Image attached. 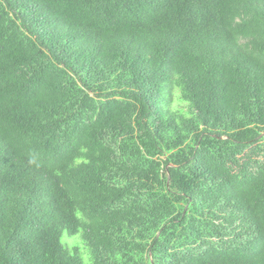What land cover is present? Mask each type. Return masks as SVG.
I'll list each match as a JSON object with an SVG mask.
<instances>
[{
	"label": "trees",
	"instance_id": "1",
	"mask_svg": "<svg viewBox=\"0 0 264 264\" xmlns=\"http://www.w3.org/2000/svg\"><path fill=\"white\" fill-rule=\"evenodd\" d=\"M0 264H264V0H0Z\"/></svg>",
	"mask_w": 264,
	"mask_h": 264
},
{
	"label": "rangeland",
	"instance_id": "2",
	"mask_svg": "<svg viewBox=\"0 0 264 264\" xmlns=\"http://www.w3.org/2000/svg\"><path fill=\"white\" fill-rule=\"evenodd\" d=\"M67 238H68L67 235H64V236L62 237V242L65 241Z\"/></svg>",
	"mask_w": 264,
	"mask_h": 264
}]
</instances>
